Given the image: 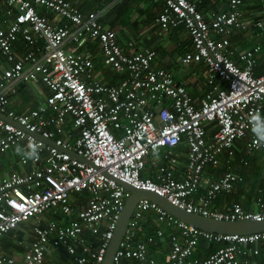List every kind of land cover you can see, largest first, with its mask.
<instances>
[{
  "label": "built area",
  "instance_id": "built-area-1",
  "mask_svg": "<svg viewBox=\"0 0 264 264\" xmlns=\"http://www.w3.org/2000/svg\"><path fill=\"white\" fill-rule=\"evenodd\" d=\"M161 1L155 18L160 29L184 26L192 38L193 47L181 61L207 69L208 87L200 98L172 72L154 66V48L122 41L117 30L102 23L121 0L89 13L71 0H5V8L0 7V113L16 122L0 117V158L22 143L31 148L18 162L31 165L30 170L0 180V238L32 219L31 239L18 241L23 251H0V264H45L47 254L57 248L77 264H102L131 196L117 179L162 195L191 213L226 221L264 220L261 197L249 212L238 202L225 210L213 207L222 192L244 181L230 169L238 153L246 155L241 161L248 165V156L264 150V69L259 73L258 67L262 44L240 49L232 42L240 30L258 34L264 19L247 21L244 0H215L226 8L212 11L210 19L199 9L200 0ZM83 39L98 41L104 66L120 73L119 81L105 82L97 75L91 50L70 48ZM19 42L25 48L22 53ZM39 80L50 90L45 99L27 111L11 109L9 97L22 84ZM183 139L184 163L173 151ZM161 148L166 151L159 155ZM221 165L227 169L216 178L209 168ZM148 169H154L155 179L142 176ZM151 209L164 225L177 228L169 264H260L256 256L264 231H205L146 199L137 202L113 264H162L149 255L147 241L157 244L165 229L144 240L138 235L139 221ZM56 216L72 217L67 224ZM89 234L96 235L94 248L82 244ZM200 240L224 244L199 259L194 251ZM79 247L87 256L76 254Z\"/></svg>",
  "mask_w": 264,
  "mask_h": 264
},
{
  "label": "crops",
  "instance_id": "crops-1",
  "mask_svg": "<svg viewBox=\"0 0 264 264\" xmlns=\"http://www.w3.org/2000/svg\"><path fill=\"white\" fill-rule=\"evenodd\" d=\"M114 0H71L72 4L76 7H78L81 11L84 13H89L94 9H99L110 2H113ZM262 0H246L244 4L242 5V10L244 12V18L246 20L249 19V21H256V20H262L264 14V6L260 7L258 5H261ZM120 5L116 4L112 8L108 10V12L105 14V16L102 18V23L108 27V28H113L117 30L118 36L120 37L121 40H128V38H124L125 34L129 33L132 34L134 33L135 30V45L137 48H141L142 46H150L154 48L157 51V48H162L163 52L162 54H167V51L169 50L168 44H171L173 41L175 42L176 47H178L179 43L176 41L179 38L176 36V38L172 37L171 38V31L165 33L163 32L160 27L156 24L155 18L159 14V12L162 9V1L161 0H121L119 3ZM207 7H211L209 3H205ZM256 5L258 7H256ZM126 7V9H130L132 13L134 14L135 10V24L134 22L132 23L133 27L131 30H127L126 28V23L129 20V15L124 16L122 13L123 8ZM203 7V6H202ZM215 7H217V10H221V8L225 7V5L221 3H216ZM211 8L205 9V6L201 9L202 13L208 18H211ZM54 13L52 14V17H54ZM62 22L66 21V19L62 18L60 19ZM126 29V31H125ZM250 30V29H249ZM248 31V30H247ZM251 32H254L251 30ZM264 29L261 30L258 34L255 33V36L257 38H251L249 36H244L243 34L246 35V31H242L240 33L236 32L234 35H238L237 37L232 36V42L236 46H238L240 49H243V43L241 42V39H244L245 37L247 38V44H245L248 47L253 46L256 43H261L264 38ZM138 34V35H136ZM139 37V39H137ZM256 40V41H255ZM84 41L90 42L91 44L97 43L95 41H88L87 39H83V41L78 44H73L70 46V48L75 49V48H80L82 47V44ZM133 41V40H132ZM239 42V45H237ZM178 44V45H177ZM21 46L23 44H18L17 50L18 52L22 53L24 50L21 49ZM174 51V49L172 50ZM171 51V55H172ZM102 54V53H99ZM98 54V55H99ZM263 54V49L261 51V54L259 56H262ZM97 55V68L96 72L97 75L101 77V79L105 82H115L119 81L122 78V75L115 70H113L110 67L104 66L103 64V57L99 58ZM173 59L172 57L169 60H160L159 55L154 60L155 62L153 63L155 67H165V64H168V67L170 68V71L173 73L174 76H176L179 80H183L187 85H188V90L192 94L194 98H200L203 95V92L205 89L208 87V82L206 79V67L201 64V63H196V62H191L189 64H184L181 61V58L179 57L177 59V62L171 60ZM258 59V67H259V72L262 73L264 69V65L262 66L259 63ZM195 64L196 67H192V65ZM183 66H190L193 74L190 75V71L188 73H184L182 71ZM46 91H48V88H46ZM46 91L42 90L41 93V88L38 86L34 85L33 86V99L30 101V103H27L26 106L24 107L23 111H27L31 108L36 107L35 105L39 104L40 101L42 100L43 95L46 94ZM45 94H44V93ZM29 147V145H27ZM21 147H23V143L19 144L13 148H11L9 151L5 152L1 158H0V180L3 178L11 175L12 173L16 171H28L31 168V165L28 167H22L18 162H19V156L22 154L21 152ZM177 152V151H176ZM184 155V153H182ZM254 163V161H253ZM258 165V168L260 165L262 166V169H260V173L263 175L264 174V155L261 157H258L253 165L255 168ZM252 173H253V168L247 172V177L244 176V181L242 183H239L235 190L233 191L234 196H227L225 194H222L218 196L214 202H213V207L218 208L219 210H225L227 209L230 205L236 202H241V204L246 206L248 210L255 209V200H256V191L255 192V185H253L252 181ZM251 175V176H250ZM250 176V177H249ZM200 193H203V190L200 191ZM197 198V194L193 196L191 199L195 200ZM249 206V207H248ZM147 234L143 232V234L140 235V238H143ZM157 249V256L158 258L166 257V253L164 254V251L159 247ZM163 248L164 249H169L171 246L169 245V242H162ZM157 247V246H156ZM4 251V250H1ZM202 251V249H201ZM164 254V255H163ZM169 255V253H168ZM199 256V255H198ZM155 258V256H153ZM156 259V258H155Z\"/></svg>",
  "mask_w": 264,
  "mask_h": 264
},
{
  "label": "trees",
  "instance_id": "trees-1",
  "mask_svg": "<svg viewBox=\"0 0 264 264\" xmlns=\"http://www.w3.org/2000/svg\"><path fill=\"white\" fill-rule=\"evenodd\" d=\"M246 2V0H244ZM205 3H209V5H211L212 10L213 11H218L217 7H215V4L217 3L215 0H200L198 7L201 10L204 6L205 9L211 8V7H207V5H205ZM261 5H258L260 7L264 6V0H262V3H260ZM120 5V4H118ZM5 0H0V7L5 8ZM203 6V7H202ZM256 5V7H258ZM123 8V7H122ZM225 7L221 8V9H225ZM126 9V8H125ZM127 10V9H126ZM211 10V11H212ZM40 13H45V10L43 8H39ZM50 13V12H48ZM52 15V13H51ZM130 15H132V11L130 13ZM261 16H263L264 19V14H262ZM102 21V20H101ZM171 31V38L174 37L176 38V36L179 38L178 40H176L179 45L178 47H176L174 49V51H172V58L171 60L177 62V59L180 57H182L188 50L192 49V38L189 34V32L186 30V28L184 26H180L178 28H174ZM169 31V32H170ZM242 32V30L238 31V33ZM167 33V32H165ZM240 35V34H238ZM238 35H234L233 37H237ZM264 40V39H263ZM262 42V49H263V54L259 59V63L263 66L264 65V41ZM18 44H23L22 42H19ZM23 48V49H22ZM18 49V48H17ZM21 49L24 50V46H21ZM84 49H89L91 50V52L93 53V55H95V57H97V55L99 53H101V49H100V45L97 43L91 44L90 42L84 41V43L82 44V47L78 48L79 51H82ZM245 49V48H244ZM163 50L162 48H157V56L160 53H162ZM155 58V60H156ZM155 62V61H154ZM98 64V63H97ZM165 68L166 70L170 71V68L168 67V64H165ZM260 73V72H259ZM176 77V76H175ZM177 78V77H176ZM178 80V78H177ZM36 85L39 88H41V93L42 90L46 91V86H44V84H42V82L39 80V82H37L36 84H22L19 88H18V92L11 95L9 97V106L11 107V109H14L17 112H23L24 107L26 106L27 103H30V101L33 99V86ZM44 93V92H43ZM50 91L48 89V91H46V95L49 94ZM45 94V93H44ZM44 96V95H43ZM45 98L42 97V100L40 102H42ZM38 105V104H37ZM35 105V106H37ZM245 139L242 140V142H244ZM31 148L30 146L28 147L26 144L23 143V147H21V152L22 153H28L30 152ZM166 151V149L161 148L159 150V152H157L159 155L163 154ZM173 151H177L178 155H180V159L181 161L184 163L186 161V156L185 153L187 151V145L185 143V139H183L181 141V143H179L177 146H175L173 148ZM184 153V155L182 154ZM262 155H264V150L258 151L256 153H254L251 156H248V160L250 162V164L245 165L241 159L245 158V154L244 153H238L237 158H235V160L232 163V166L230 169H232L233 171H235L238 174L244 175L247 177V172H249L250 169L253 168V173H252V183L253 185H255V192H256V197L259 198H263L264 200V174L262 175L260 173V169H262V166L260 165V167L258 168V165L254 168L253 165L256 161V159L258 157H261ZM166 165H169V167H173V165L169 164L168 161L164 160ZM254 161V163H253ZM179 167H182V164ZM176 172L178 171L177 166L174 165L173 168ZM227 169V166L225 165H221L220 167H218L217 169H211L209 168V172L211 174H213V176H215L216 178H218L221 173L223 172V170ZM154 170V169H153ZM151 169H148L146 172L142 173V176L144 177H153L155 179V175L154 172ZM178 175V174H177ZM251 176V175H250ZM249 176V177H250ZM234 191V190H233ZM233 191L231 192H222L220 195L225 194L227 196H234L233 195ZM219 195V196H220ZM87 196L86 193H83L81 195V198H85ZM256 198V200H257ZM255 200V202H256ZM214 202V200H213ZM241 204V202H239ZM234 204V203H233ZM242 205V204H241ZM232 205H230L229 207H231ZM243 206V205H242ZM249 207V206H248ZM243 208L246 211H251L248 210V208H246V206L244 205ZM256 209V206H255ZM49 217H53V214L48 213L46 214ZM72 216H67V217H58L56 216V219H58L61 222L64 223H69L70 219ZM31 227H32V219H29L26 223L20 225L17 228H14L12 230H10L9 232H7L6 234H4L3 237L0 238V251L4 250V252L7 253H21L23 251V248L18 244V241L20 240H30V231H31ZM165 229V233L164 235L160 238L159 236H157V231L159 229ZM143 232H145L147 234V236L149 235H155L157 236V244H159V247L162 249V251H164V254L166 255V257H162V258H158L156 257L158 252V245L154 244L153 242H148L147 245V249H148V253L149 255H151L152 257L155 256V258L161 262L162 264H169V249H164L162 242H169V245L171 246V237L172 234L177 233V228L175 226H166L164 225L160 220H159V214L156 213L155 210L151 209L146 211L141 220L139 221V232L138 235L140 236L141 234H143ZM27 237V238H26ZM96 238V235H88L86 237H84L83 243L82 244H91L92 248L96 247L95 242L93 241V239ZM160 238V239H159ZM146 239V236L143 237V240ZM224 243H215V242H209L207 240H200L195 248L194 251V257L195 258H199V259H203L205 257H208L210 254H212L213 252H215L221 245H223ZM157 246V247H156ZM202 249V251H201ZM77 255H86L82 253L81 248L79 247L77 250ZM163 254V255H164ZM199 255V256H198ZM87 256V255H86ZM89 256V255H88ZM256 260L258 263L260 264H264V242L261 243V252L258 256H256ZM45 264H77L74 259L73 256L66 253L65 250L63 248H57V249H53L50 253L47 254L46 259H45ZM125 264H133L131 260H127Z\"/></svg>",
  "mask_w": 264,
  "mask_h": 264
},
{
  "label": "water",
  "instance_id": "water-1",
  "mask_svg": "<svg viewBox=\"0 0 264 264\" xmlns=\"http://www.w3.org/2000/svg\"><path fill=\"white\" fill-rule=\"evenodd\" d=\"M0 117L10 121L15 122L12 118L0 113ZM16 123V122H15ZM39 139L45 141L48 144H55L53 140L44 138L39 133H33ZM77 155L75 152H72ZM119 184L124 186L126 189L131 191V196L127 199L126 206L121 214L118 226L114 232L113 238L107 250L105 259L102 264H113V257L116 250L119 248L120 243L124 237V234L128 228V223L133 215L135 206L140 199H147L154 203L160 205L165 211L172 214L179 220L184 221L187 224L194 225L202 230H206L213 233L222 234H250L264 231V220H236V221H226L219 220L212 217H206L200 214L191 213L180 206L175 205L169 201L166 197H163L150 190H144L137 188L128 182L117 179Z\"/></svg>",
  "mask_w": 264,
  "mask_h": 264
},
{
  "label": "rangeland",
  "instance_id": "rangeland-1",
  "mask_svg": "<svg viewBox=\"0 0 264 264\" xmlns=\"http://www.w3.org/2000/svg\"><path fill=\"white\" fill-rule=\"evenodd\" d=\"M126 7H124L123 8V10H122V12H124V13H122L124 16H128L129 15V20H128V22L126 23V29L127 30H131V28L133 27V25H132V23L134 22V24H135V16H131L130 15V13H131V8L130 9H125ZM132 15H135V10H134V14L132 13ZM247 21H249V19L247 20ZM126 29H125V31H126ZM133 32V31H132ZM132 32H131V34H125V37L124 38H128V40L129 39H131V40H133L134 42H135V30H134V33L132 34ZM263 34H264V32H263ZM136 35H138V34H136ZM244 36H249V37H251V38H256V36H255V33L254 32H251V30H248V31H246V35L245 34H243ZM247 38L248 37H245L244 39H241V42L244 44L243 45V49L245 48V47H247L245 44H247L246 42H247ZM137 39H139V37H137ZM264 39V38H263ZM128 40H126V41H128ZM256 40H257V38H256ZM255 40V41H256ZM122 41H125V40H122ZM264 41V40H263ZM167 45H170L169 47V50H173V49H175L176 48V45H175V42L173 41L171 44H168L167 43ZM237 45H239V42H238V44ZM177 49V48H176ZM171 51L169 52V51H167L168 53L167 54H162V53H160L159 54V59L160 60H169L171 57H172V55H171ZM98 57L99 58H102V54H99L98 55ZM192 67L194 68V67H196V65L195 64H193L192 65ZM190 69H191V67L190 66H183L182 67V71L184 72V73H188L189 71H190ZM190 73V75L191 74H193V72H192V70L189 72ZM185 83V82H184Z\"/></svg>",
  "mask_w": 264,
  "mask_h": 264
},
{
  "label": "clouds",
  "instance_id": "clouds-1",
  "mask_svg": "<svg viewBox=\"0 0 264 264\" xmlns=\"http://www.w3.org/2000/svg\"><path fill=\"white\" fill-rule=\"evenodd\" d=\"M129 40H131V39H129ZM88 41H90V40H88ZM95 42H98V41H95ZM99 44V43H98ZM103 57V56H102ZM95 60H96V68H97V57H95ZM50 91V90H49ZM35 108V107H34ZM31 109H33V108H31ZM237 187V186H236ZM235 187V188H236ZM235 188L233 189V190H235Z\"/></svg>",
  "mask_w": 264,
  "mask_h": 264
},
{
  "label": "bare ground",
  "instance_id": "bare-ground-1",
  "mask_svg": "<svg viewBox=\"0 0 264 264\" xmlns=\"http://www.w3.org/2000/svg\"><path fill=\"white\" fill-rule=\"evenodd\" d=\"M193 62V61H192ZM222 85H224V83L222 84ZM145 190V189H144ZM151 191V190H150ZM153 192V191H152ZM162 196V195H161ZM164 197V196H163ZM147 200V199H146ZM170 201V200H169ZM157 204V203H156ZM160 206V205H159ZM229 221H231V220H229ZM256 221V220H255ZM206 231V230H205ZM251 234V233H250Z\"/></svg>",
  "mask_w": 264,
  "mask_h": 264
}]
</instances>
